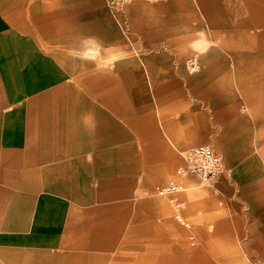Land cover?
Segmentation results:
<instances>
[{"label": "crops", "instance_id": "1", "mask_svg": "<svg viewBox=\"0 0 264 264\" xmlns=\"http://www.w3.org/2000/svg\"><path fill=\"white\" fill-rule=\"evenodd\" d=\"M166 1L182 7L164 10ZM152 6L132 15L147 43L127 45L88 0H0V264H111L92 258L126 238L140 243L141 230L149 261L264 264L262 153L221 52L246 54L234 75L246 111L264 116V0ZM205 32L191 67L188 41ZM254 123L264 131V119ZM194 145L222 155L208 192L226 204L197 205L194 215L189 201L181 206L210 246L190 256L153 190L181 177L175 169Z\"/></svg>", "mask_w": 264, "mask_h": 264}, {"label": "rangeland", "instance_id": "2", "mask_svg": "<svg viewBox=\"0 0 264 264\" xmlns=\"http://www.w3.org/2000/svg\"><path fill=\"white\" fill-rule=\"evenodd\" d=\"M156 0H127L125 1L122 6L119 9H110L108 5L106 4L105 0H88L90 4H92L93 8L95 11H98L99 13L102 12L105 14L107 20L102 21L103 28L106 31H111L115 29L124 41L125 44L127 45H137V44H144L147 43L144 40V36L140 30L133 25V19L132 15L134 17L139 18L142 16L141 14L151 9H154L152 6V3H154ZM166 2H163L164 4V10H168V7L174 8V10L178 11L181 9V4L178 3H173V4H168ZM145 4L144 8H140V5ZM172 10V9H171ZM155 12V9L153 10ZM133 13V14H132ZM160 13V11H159ZM164 13V14H163ZM140 14V15H139ZM150 14V13H146ZM150 16V15H149ZM160 18L165 19L163 22L164 24L168 25L170 24V20L166 19H172L169 18V14L166 12H162V14L158 15ZM177 20L180 19L179 15L176 16ZM153 18V17H152ZM199 20L200 26L197 25H191L194 24L196 21L194 20H189V25L192 26V28L195 29L194 32L201 33V28H205V25L203 26V21L201 20V17L197 18ZM169 21V22H168ZM178 23V21H176ZM208 41V34L205 32L204 34H199L197 37H194L193 39H190L188 41V46L192 47V50H194V53L190 55V58H188V64L191 67L196 68L195 62L198 61L197 57L199 52L204 51V45ZM151 45H163V43L160 44L158 40H153L149 42ZM221 52L228 58L230 62V87H231V97L235 100L236 103V108L238 112H244L245 114L248 115L250 119H252L253 123V150L255 152H260L262 153V157H260L262 166H264V152H262V148H264V131L261 133L255 132V123L254 120L256 119H264V116H253L252 112H247L246 108H248L247 105V100L245 97V94L242 91V87L240 86V83H238V77L235 76L234 74L236 73V70L239 71V69H236V66L239 65L236 63V59L238 57H241L242 55H246L242 52H227V51H222ZM237 57V58H236ZM245 61L241 64V66L244 65H249L250 62H248V59L245 56ZM198 64V63H197ZM237 64V65H236ZM199 65V64H198ZM235 68V69H234ZM238 68V67H237ZM197 177L195 174H187L181 177H178L175 180H170L168 182H182L183 183V189L173 192L168 195H158L155 192V189L153 190V194L155 197L158 199L162 200L163 203L169 204L172 207V219L173 223L175 226L179 228V230H182L185 232V234L178 235V239L183 238V241H186L188 243V253L190 256L192 254L197 253V252H206L210 246L205 244L204 240V234L203 235H198V230L194 227V220L192 218H188L184 216L181 213V206L186 204V201H189L190 205V210L193 211L192 215H194V209H196L197 205H202L204 206H214V205H224L226 204L225 201H223V198L221 197L220 199H215V197L211 196L210 193L208 192L209 186L208 182H202L199 177H197V180H194L193 177ZM167 183V182H165ZM165 183H161L158 185H162ZM178 215H182L185 220L189 222L188 226H183L179 224L176 220ZM140 243L138 242H132V240H127L125 239L123 246L117 251L116 253L110 254L108 256H101L98 257H93L95 261H109L111 264H116L118 260L120 261L121 264H165L166 262L164 261H149L148 259H144L148 256V253L150 252L149 248V240L148 237L146 236L144 230L140 231ZM133 243V244H132ZM221 248L225 249L226 247L229 246H220ZM234 247V246H233ZM218 248V246H216ZM125 260L123 261V259ZM123 261V262H122ZM219 262H215V264H218ZM221 263V262H220ZM186 264H201V262L193 261L190 260L186 262Z\"/></svg>", "mask_w": 264, "mask_h": 264}, {"label": "built area", "instance_id": "3", "mask_svg": "<svg viewBox=\"0 0 264 264\" xmlns=\"http://www.w3.org/2000/svg\"><path fill=\"white\" fill-rule=\"evenodd\" d=\"M127 0H105L110 9H119ZM183 162L175 169L178 176L187 174L197 175L202 182H209L210 178L224 168L222 155L208 145H194L188 147L182 155ZM181 182H167L155 188L158 195H168L183 189ZM177 219L187 225L180 216Z\"/></svg>", "mask_w": 264, "mask_h": 264}]
</instances>
